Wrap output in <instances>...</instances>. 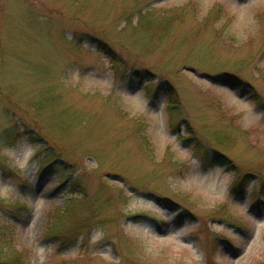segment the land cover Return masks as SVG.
Here are the masks:
<instances>
[{
    "label": "rangeland",
    "instance_id": "374dc122",
    "mask_svg": "<svg viewBox=\"0 0 264 264\" xmlns=\"http://www.w3.org/2000/svg\"><path fill=\"white\" fill-rule=\"evenodd\" d=\"M0 264H264V0H0Z\"/></svg>",
    "mask_w": 264,
    "mask_h": 264
},
{
    "label": "trees",
    "instance_id": "16d2710c",
    "mask_svg": "<svg viewBox=\"0 0 264 264\" xmlns=\"http://www.w3.org/2000/svg\"><path fill=\"white\" fill-rule=\"evenodd\" d=\"M90 37L95 38L94 36H90ZM227 76L228 75H226L225 77H227ZM228 79H231L232 83H234V84L243 85L241 81H239L237 78H235V77H233L231 75L228 76ZM219 154L222 155L221 153H219ZM215 155H217V154L215 153ZM201 159H202V162H203V163H201L202 168L206 167V166H209L210 164H213V162L210 160V158L205 156V155L204 156L202 155Z\"/></svg>",
    "mask_w": 264,
    "mask_h": 264
}]
</instances>
